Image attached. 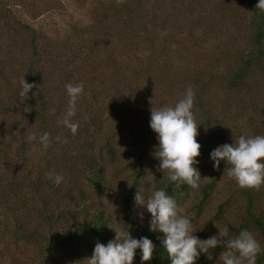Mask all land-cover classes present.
Wrapping results in <instances>:
<instances>
[{
    "label": "rangeland",
    "instance_id": "1",
    "mask_svg": "<svg viewBox=\"0 0 264 264\" xmlns=\"http://www.w3.org/2000/svg\"><path fill=\"white\" fill-rule=\"evenodd\" d=\"M122 1L0 0V59L15 67L11 73L12 85L5 90L6 93L20 95L21 79L25 78L30 83L26 75L29 66L34 67L38 77L49 81L55 89L63 84L64 78L69 76L73 79L75 74L94 82L93 85L88 81L87 85L98 89L100 104L95 106L92 98L89 102L95 112H103L105 125L109 124L93 136L100 146L107 129L117 127L113 130L119 162L117 171L110 175L116 190L115 199L110 202L106 195H92L95 200H102L118 228L137 231L144 223H150L151 214L136 206L133 199L131 213L134 218L131 220L135 223H129L127 219L124 200L135 184L136 172L144 163L147 177L139 189L146 197L154 191L156 177L164 176L158 170L160 162L154 155L158 140L150 127L151 109L174 106L191 88L195 94L193 112L197 125H200L197 141L202 146L200 159L204 179L198 189H193L177 203L192 219L197 230L194 235L200 239L218 235L217 224L220 228L227 227L230 237H236L247 229L264 247V235L255 223L256 217L264 219V186L259 192L240 188L227 175L226 162L221 161L220 169L216 170L210 156L213 150L224 145L220 140L221 135L226 137L232 133L235 139L241 135H264V80H259L260 89L247 93L226 88L216 77L223 69L222 65L226 66L237 51L249 45L254 1L129 0V15L117 11ZM132 15L142 19L140 46L142 53L149 54L143 55V63L137 65V69L129 68L125 71L127 75L122 77L117 73L120 48L117 42L109 44V38L116 36L120 30L128 29L129 22L125 25L122 17L130 21ZM24 24L36 30V34ZM202 72L214 77L209 88L195 84L190 77ZM136 77L140 78L147 90L141 92L135 89L132 79ZM198 93L204 97V109L198 103ZM33 94L32 90L28 96L21 97L23 102L32 101ZM67 104H64L66 110ZM78 110L79 107L77 114ZM21 118L27 119L22 115ZM217 118L223 127L215 122ZM21 125L25 127L24 122ZM52 128L56 130L55 126ZM28 129L33 134L45 132L43 124H33L31 120ZM60 131L56 141L59 155L69 145L65 128ZM52 137H56L55 131ZM0 147L7 150L0 151V198L13 190L32 194V182L19 169L14 155L19 146L3 139L0 140ZM48 153L47 150L44 152L46 155ZM29 160L45 164L51 159L49 155L48 159L40 156L38 147L34 146ZM129 182L132 186H129ZM209 182L214 183L213 195L201 204L204 196L202 186ZM251 198L254 200L252 204ZM18 220L27 227L49 234L46 223H40L24 212L16 214L6 205H0V223L9 229H16ZM79 220L85 221L86 217L82 216ZM136 236L139 238L140 235L136 233ZM83 242H87L86 239ZM75 243L70 249L80 251L85 247L81 238H77ZM67 247L52 245L41 250L31 249L23 242H16L9 234H3L0 235V264H77V261L71 260L70 263L66 260L65 256L73 258L70 255L72 251L65 252ZM223 250L226 249L217 247L211 260L202 254L197 264H221L218 259ZM135 264L146 263L137 259ZM257 264H264V252L258 256Z\"/></svg>",
    "mask_w": 264,
    "mask_h": 264
},
{
    "label": "trees",
    "instance_id": "2",
    "mask_svg": "<svg viewBox=\"0 0 264 264\" xmlns=\"http://www.w3.org/2000/svg\"><path fill=\"white\" fill-rule=\"evenodd\" d=\"M129 0H124L118 5L117 11L120 14L127 13L129 15ZM254 1V13L250 22L251 40L248 46L243 50L237 51V53L226 63V66L216 74L218 81L226 85V88L231 90H240L247 93H252V90L260 89L258 83L259 80H264V11L256 9V5L259 0ZM127 9H126V8ZM131 14V13H130ZM141 21L139 17L132 15L130 21L122 17V22L128 25L129 28L123 29L117 32V35L109 38L110 43L117 42V47L120 48L121 55L119 56L120 62L118 65L117 73L122 77L127 75L126 70L131 67L137 69V65L142 64L143 57L141 50ZM27 29H31L33 34H36L30 25L24 24ZM159 33V32H158ZM136 39H139L136 41ZM147 40V39H146ZM152 38L149 42H151ZM154 46V45H152ZM4 60L0 59V140L8 139L10 144H17L19 147L15 152V158L18 160L19 169L26 173L31 180L32 194L21 193L18 190H13L7 195L4 193L0 198V205L4 204L12 209L16 214L24 212L26 215L36 218L40 223H46L49 228V234H44L39 230L27 227L19 222L16 229L5 227L0 223V235L9 234L12 238L16 239V242H23L30 246V248H37L41 250L48 246L60 245L68 246L65 252L72 251L70 255L65 256L68 262L71 260L77 261V264H86L87 258L91 257L97 242L107 244L110 240L115 239V232L108 226L117 227L115 219L111 216L110 211L104 207L102 200H95L93 193L101 196L106 195L110 202L115 199L116 190L113 182L111 181V172L117 171V141L116 135L113 129L117 127L107 129L104 140H102L100 146L96 142V137L93 134L98 133L109 124L106 123L103 117V112L93 109L89 102V99H93L95 106L100 104V94L98 89L92 88L88 84L94 83L90 79L87 81L79 74H75L73 79L69 76L64 78L62 85H57L55 89L54 85H51L49 81L40 79L34 70V67L29 66L26 71V75L31 84L36 85L33 89L32 101L22 100L20 95L6 93L12 85L11 73L15 70L14 65H10ZM126 65V67H123ZM67 67V65L64 64ZM141 72V70H140ZM150 75L149 73H147ZM189 74V73H188ZM190 75V74H189ZM195 84L202 87L207 86L209 88L213 83L214 77L203 72L198 75H190ZM132 78V77H131ZM130 78V79H131ZM65 81V83H64ZM217 80L215 79V82ZM135 82V89L141 92L147 90L145 84L136 77L132 79ZM83 84L84 93L78 98L76 110L79 107V114L76 112V116L72 118L73 123L79 125L76 135L71 133V130L63 125L62 121L65 118L66 103H69V96L67 94V84ZM94 85V84H93ZM210 85V86H209ZM96 86V85H95ZM55 91L49 93L50 91ZM55 94V95H53ZM204 97L202 94H197L198 103L204 104ZM68 105V104H67ZM27 107V111L24 108ZM204 109V106L202 107ZM26 116L27 119L21 118ZM21 119H23L21 121ZM88 119V121H86ZM29 120L33 124L41 123L44 125L45 132L50 134L52 141L51 146L47 149L50 161L45 164L33 163L29 160L31 149L34 146L38 147L39 155L47 158L48 155L44 154L45 150L39 142V138L45 132L37 131L35 140H29L28 137L33 135V132L28 129ZM217 123L221 121L215 119ZM25 123V127L21 124ZM55 126L54 130L52 127ZM65 128L66 136L68 137L69 145L61 155L57 154L59 149L56 141L60 137L61 128ZM108 127V126H107ZM56 132V137L52 139V132ZM224 132L226 130L224 129ZM73 140V141H72ZM220 140L224 144L234 143V134H229L224 137L221 135ZM70 142H76L71 144ZM2 148V147H0ZM4 149V148H3ZM7 152V150H2ZM43 152V154H41ZM110 157L107 160V157ZM201 155L197 157L198 164L196 167L201 173V180L204 179V173L201 169L203 163L200 159ZM142 164V165H141ZM137 170V179L130 192L125 197L124 206L127 210V219L129 223H135L131 220L133 205L131 200L135 197V191L138 190L139 185L143 183V179L146 176V169L144 163H141ZM53 175H62L63 181L59 186L54 183V179L48 178V173ZM113 172V173H114ZM156 187L154 190L164 189L166 193L180 201L184 196L189 195L193 189L187 184L177 188L175 183L171 182L167 176L156 177ZM213 182L205 183L202 186L203 189V202H207L213 195ZM87 187V188H86ZM254 200L251 198L250 203ZM81 215L80 217H77ZM85 216V221L79 219ZM255 223L261 229L264 235V219L261 217L255 218ZM29 224V223H28ZM59 229H62L59 231ZM130 234L135 239L147 237L154 245L155 250L153 258L150 261L144 262L146 264H171V260L167 256L166 250L162 244V240L158 237H162V233L150 231V223H144L137 231L134 229H128ZM8 232V233H7ZM136 233L139 234L137 238ZM81 238V242L84 244L83 250L76 251L70 249L76 245V239ZM87 242L85 241V239ZM72 245H68L71 244ZM142 251L137 249L136 257L133 264L137 259H141Z\"/></svg>",
    "mask_w": 264,
    "mask_h": 264
},
{
    "label": "clouds",
    "instance_id": "3",
    "mask_svg": "<svg viewBox=\"0 0 264 264\" xmlns=\"http://www.w3.org/2000/svg\"><path fill=\"white\" fill-rule=\"evenodd\" d=\"M256 9L264 11V0H259ZM20 84L21 97L28 96L36 87L25 78L21 79ZM66 90L70 99L62 123L76 135L79 125L73 123L72 118L76 116L77 101L84 93V86L69 83ZM194 98L195 94L189 88L174 106L151 109L150 127L157 134L158 140L154 153L160 162L158 170L175 183L177 188L187 184L192 189H198L201 182V173L196 165L202 146L197 141L200 125H197L193 112ZM24 111H27V107ZM28 139L35 140L36 137L33 134ZM39 142L46 151L52 143L50 134L45 132L40 136ZM210 156L216 170L220 169L221 161L226 162L227 175L240 188L259 192L264 186V135H241L235 139L234 144L221 145ZM47 175L49 179H54L57 186L64 179L62 175L54 176L51 172ZM129 186H132L130 182ZM134 199L136 206L151 214L150 231L163 234L158 238L162 240L171 264H197L202 254L211 260L217 247L226 249L219 255L221 264H257L258 256L264 252V247L256 236L247 229L236 237H230L227 227L220 228L215 223L219 234L200 239L194 235L197 230L192 219L185 214L184 207L178 205L176 199L164 189L154 190L146 197L138 188ZM108 227L114 230L115 239L106 245L97 242L92 256L86 259L87 264H133L137 249L142 251V261L152 260L155 245L150 239H135L128 229L121 230L111 225Z\"/></svg>",
    "mask_w": 264,
    "mask_h": 264
}]
</instances>
